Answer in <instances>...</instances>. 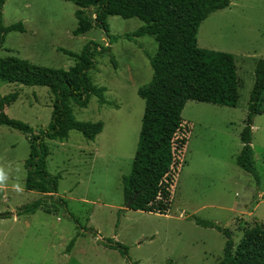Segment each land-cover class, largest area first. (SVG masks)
<instances>
[{
    "label": "rangeland",
    "instance_id": "374dc122",
    "mask_svg": "<svg viewBox=\"0 0 264 264\" xmlns=\"http://www.w3.org/2000/svg\"><path fill=\"white\" fill-rule=\"evenodd\" d=\"M200 25L198 45L227 51L236 58L241 78L235 107L188 100L182 111L188 141L180 158L168 214L127 209L123 176L135 157L145 101L138 88L153 77L149 55L158 44L146 35L130 40L144 22L137 17L107 18L111 35L94 27L74 34L78 26L73 0H6L5 26L22 22L23 30L6 33L0 55H14L50 67L69 69L89 41L110 46L97 54L93 83L106 87L112 104L93 96L87 107L72 103L77 119L103 121L94 140L72 130L67 140L48 139V169L61 175L58 192L27 190L29 136L0 124V166L9 172L8 187L0 191V264H216L223 257L226 235L197 224L193 217L228 228L236 245L246 228L264 223V112L253 125L254 162L259 178L237 163L241 132L255 84V67L264 58V0H230ZM93 7L88 13L93 14ZM2 96L14 94L5 112L38 133L52 117L54 95L47 86L0 80ZM117 104L119 107H116ZM264 110V102L262 105ZM19 182L22 191L11 185ZM42 202L35 213L18 215L21 206ZM75 240L71 252L66 249ZM108 243H121V249Z\"/></svg>",
    "mask_w": 264,
    "mask_h": 264
},
{
    "label": "trees",
    "instance_id": "16d2710c",
    "mask_svg": "<svg viewBox=\"0 0 264 264\" xmlns=\"http://www.w3.org/2000/svg\"><path fill=\"white\" fill-rule=\"evenodd\" d=\"M78 6L75 14L78 26L74 34H83L94 27L103 28L110 43L119 39L111 35L107 18L118 15L125 19L137 17L144 22L127 39L151 35L158 47L148 56L153 67L152 80L138 88L145 101V110L139 141L129 174L123 176L125 203L135 194L130 209L168 214L173 202V185L178 173L180 158L188 141L187 126L183 124L182 111L188 100L204 101L235 107L238 103L241 78L238 75L233 53L203 48L198 45L201 23L212 13L227 8L230 0H73ZM0 0V49L11 30H23L22 22L5 26ZM93 7V14L88 8ZM110 46L89 41L80 53L63 49L75 58L69 69L44 66L14 55H0V80L18 82L29 86H47L54 95L52 117L49 125L34 132L29 124L13 119L5 112V104L16 99L13 94L0 93V124L14 127L29 136L30 155L26 162L27 190L43 194L58 192L61 175L48 169L50 147L48 139L67 140L72 130L80 131L94 140L104 129L103 121H81L74 114L72 103L87 107L93 96L101 104H112L104 95V86L93 83L90 72L97 66L96 56L110 50ZM264 58L255 67V84L250 94L248 115L241 132L242 150L237 163L253 174L255 167L253 125L256 114L263 113ZM116 107H119L115 104ZM42 202L36 200L21 206L17 214L35 213ZM6 213L0 214L6 215ZM9 215V214H7ZM197 224L214 227L226 235L223 257L216 264H264V223H255L244 230L235 245L231 231L214 221L193 217ZM72 239L66 249L71 252ZM109 246L119 248L127 255L121 243Z\"/></svg>",
    "mask_w": 264,
    "mask_h": 264
},
{
    "label": "clouds",
    "instance_id": "9594fccd",
    "mask_svg": "<svg viewBox=\"0 0 264 264\" xmlns=\"http://www.w3.org/2000/svg\"><path fill=\"white\" fill-rule=\"evenodd\" d=\"M9 172L6 171L4 166H0V191L8 187ZM12 189L15 191H22V187L19 182H14L11 185Z\"/></svg>",
    "mask_w": 264,
    "mask_h": 264
},
{
    "label": "water",
    "instance_id": "95a60500",
    "mask_svg": "<svg viewBox=\"0 0 264 264\" xmlns=\"http://www.w3.org/2000/svg\"><path fill=\"white\" fill-rule=\"evenodd\" d=\"M135 199H136V194L126 203V208L127 209L131 208V205H132V203L134 202ZM10 214H12V213H9V215Z\"/></svg>",
    "mask_w": 264,
    "mask_h": 264
}]
</instances>
